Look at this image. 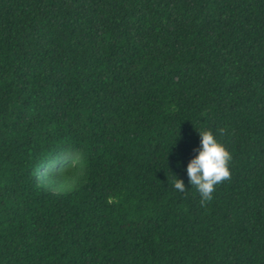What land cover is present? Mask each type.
<instances>
[{
	"label": "trees",
	"instance_id": "trees-1",
	"mask_svg": "<svg viewBox=\"0 0 264 264\" xmlns=\"http://www.w3.org/2000/svg\"><path fill=\"white\" fill-rule=\"evenodd\" d=\"M0 264H264V0H0Z\"/></svg>",
	"mask_w": 264,
	"mask_h": 264
},
{
	"label": "clouds",
	"instance_id": "clouds-1",
	"mask_svg": "<svg viewBox=\"0 0 264 264\" xmlns=\"http://www.w3.org/2000/svg\"><path fill=\"white\" fill-rule=\"evenodd\" d=\"M221 135L225 129H218ZM201 137L198 154L187 165L189 183L200 194V204L205 206L213 199V192L218 184L231 179L229 162L230 152L217 141L211 130L198 131ZM174 188L181 193L186 192L184 182L176 177Z\"/></svg>",
	"mask_w": 264,
	"mask_h": 264
}]
</instances>
